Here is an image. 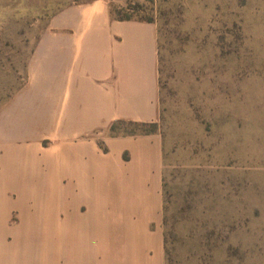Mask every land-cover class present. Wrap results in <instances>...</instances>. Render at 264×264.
Instances as JSON below:
<instances>
[{"label": "crops", "instance_id": "crops-1", "mask_svg": "<svg viewBox=\"0 0 264 264\" xmlns=\"http://www.w3.org/2000/svg\"><path fill=\"white\" fill-rule=\"evenodd\" d=\"M119 1L46 0L0 101V264H165L161 143L110 135L159 117L158 30Z\"/></svg>", "mask_w": 264, "mask_h": 264}, {"label": "rangeland", "instance_id": "rangeland-1", "mask_svg": "<svg viewBox=\"0 0 264 264\" xmlns=\"http://www.w3.org/2000/svg\"><path fill=\"white\" fill-rule=\"evenodd\" d=\"M45 4L0 0V101L25 83ZM119 8L158 30L159 117L115 135L161 143L165 264H264V0Z\"/></svg>", "mask_w": 264, "mask_h": 264}, {"label": "trees", "instance_id": "trees-1", "mask_svg": "<svg viewBox=\"0 0 264 264\" xmlns=\"http://www.w3.org/2000/svg\"><path fill=\"white\" fill-rule=\"evenodd\" d=\"M130 9H123V8H119L117 10H114L113 8V15L115 14L116 18L120 21H129V20H139V21H145V22H150V23H153V20L152 19H148V18H141V19H138V18H134L132 15H129V14H125V15H122L123 13H128ZM117 123H125V122H117ZM115 123L112 128H111V134L112 136L114 137H119L118 135H115V125L117 124ZM129 124H132V125H148V124H138V123H129ZM147 135V134H145Z\"/></svg>", "mask_w": 264, "mask_h": 264}]
</instances>
